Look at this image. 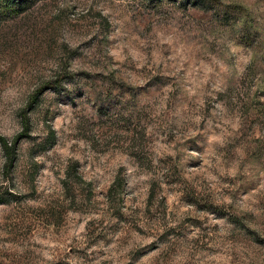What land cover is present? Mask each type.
Returning a JSON list of instances; mask_svg holds the SVG:
<instances>
[{
  "label": "rangeland",
  "instance_id": "1",
  "mask_svg": "<svg viewBox=\"0 0 264 264\" xmlns=\"http://www.w3.org/2000/svg\"><path fill=\"white\" fill-rule=\"evenodd\" d=\"M23 133L0 264H264V0H0Z\"/></svg>",
  "mask_w": 264,
  "mask_h": 264
},
{
  "label": "trees",
  "instance_id": "2",
  "mask_svg": "<svg viewBox=\"0 0 264 264\" xmlns=\"http://www.w3.org/2000/svg\"><path fill=\"white\" fill-rule=\"evenodd\" d=\"M22 122H23V126H24V132H27L28 130V126H29V122H28V118L26 117V115H23L22 117ZM27 136V133H23V134H19L18 136H16L13 140H8L5 137H0V143L3 146V148L6 151V154L9 156V162L11 163L12 161V153L14 151V147L18 141V138H20V136Z\"/></svg>",
  "mask_w": 264,
  "mask_h": 264
}]
</instances>
